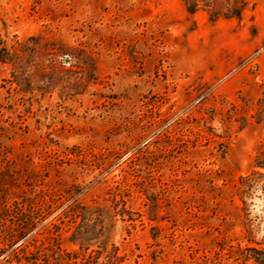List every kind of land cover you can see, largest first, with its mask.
I'll return each mask as SVG.
<instances>
[{"label": "rangeland", "instance_id": "rangeland-1", "mask_svg": "<svg viewBox=\"0 0 264 264\" xmlns=\"http://www.w3.org/2000/svg\"><path fill=\"white\" fill-rule=\"evenodd\" d=\"M245 2L0 0V264L22 256L15 202L45 200L33 235L55 221L77 249L74 199L124 200L113 264H264V0Z\"/></svg>", "mask_w": 264, "mask_h": 264}, {"label": "trees", "instance_id": "trees-1", "mask_svg": "<svg viewBox=\"0 0 264 264\" xmlns=\"http://www.w3.org/2000/svg\"><path fill=\"white\" fill-rule=\"evenodd\" d=\"M234 7L232 8L231 16L239 18L241 10L244 8L245 0H233ZM197 6L196 1H188L186 8L189 12H194ZM216 12L210 11V16H215ZM254 166L264 169V139L260 145V149L255 155ZM258 173L264 175L263 172L252 170L250 174ZM248 175H240V185L237 186L240 197L245 195V188L249 186L247 179ZM120 208H116L117 201L112 209L109 207H102L96 204H84L78 199H74L68 208L62 213L63 217H67L72 223L70 234L67 240L77 246V249L67 250L60 241V228L55 221H49L42 225L40 234L42 237L33 235L34 227L38 222L46 217V208L49 207L46 201H42L37 206L33 202H27V207L23 204L15 202V208L19 210L15 227L7 230L4 233V238L8 243H15L18 239L24 237L19 251L22 256L17 260V264H90L88 260L94 254L98 257H103L100 262L94 264H113L118 259L116 255V247L110 243V233L114 224L115 215H121V219L125 213V202ZM62 215L58 216L60 223H63ZM128 219H133L131 216ZM70 227L68 228V230ZM113 248V251L109 246ZM31 247V248H30ZM253 252H263L264 250L250 248ZM17 252V254H18ZM111 252V253H110ZM113 252V253H112ZM257 262L264 263V258L252 256Z\"/></svg>", "mask_w": 264, "mask_h": 264}]
</instances>
